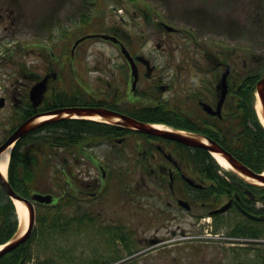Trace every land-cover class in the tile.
I'll return each mask as SVG.
<instances>
[{
	"label": "flooded vegetation",
	"instance_id": "obj_1",
	"mask_svg": "<svg viewBox=\"0 0 264 264\" xmlns=\"http://www.w3.org/2000/svg\"><path fill=\"white\" fill-rule=\"evenodd\" d=\"M68 18L65 23L55 24L44 20L43 43L35 42V47L31 49L28 48L30 44L24 43L11 50L10 61L22 53L36 52L44 70L43 74L27 75V63L23 65L19 61L16 73L8 76L10 83L4 85L7 89H3L0 95V145L21 124L20 120L60 108L48 106L44 107V111L34 113L29 92L35 84L49 76L46 93L49 100L58 87L81 86L82 71L78 65L81 60L80 45L74 51V43L70 49L68 43L65 46V40L75 37L72 36L78 30L79 15ZM143 18L152 27V32L148 34L132 31L135 30L132 26L135 18L132 24L124 20L122 28L103 32L119 41L101 39L117 48L120 63L112 69L110 65L107 68L93 66L91 71L98 72L97 82L104 84V88L96 90L82 85L79 92L65 94L71 98L72 105L68 106L107 109L143 123H150L147 121L150 119L161 120L163 126L173 131L205 136L222 145L223 135L233 133L225 127L230 124L234 130L239 127V98L233 92V88L239 85L235 63L231 59L234 53L222 50L215 56L205 52V63L193 65L192 58L187 57L191 55L190 48H177L179 54H185L184 62L177 63L175 49L168 47L166 51L163 42L167 34H182L183 31L178 28L170 30L166 22L156 21L154 15L150 16L151 20L147 14ZM152 37L161 42L152 49H146L148 41L145 38ZM49 45L56 48L62 46V50L56 53L48 49ZM123 46L128 53L122 51ZM226 73L228 94L222 99L221 82ZM192 76L201 84L191 86ZM123 123L96 122L95 125L91 122L89 132H84L82 138L68 137L61 144H55L58 150L67 152L69 156L77 149L86 150V146L89 151L104 149L101 155L88 156L93 171L89 177L83 178L80 174L75 182H71L66 174L68 171L63 169L62 172L73 189L76 214L89 216L88 227L93 229L94 238L101 231H110L104 223L102 211L96 212L91 207L94 203L106 202L108 195H115L117 199L120 196L125 200L123 204H127L126 199L136 201L140 207L143 200L140 196L150 192L148 198H154L157 203L155 219L163 227L187 216L200 223L208 217L207 222L212 223L213 229L246 225L250 218L243 210L262 218L252 219L249 226L253 231L258 226L257 222L264 221V186L252 183L250 187L230 171L222 172L205 149L145 134ZM210 167L217 175L210 174ZM59 198L56 197L53 203H57ZM226 205H229L226 212H217ZM119 224L116 223V226L122 227L123 231L129 230L127 224Z\"/></svg>",
	"mask_w": 264,
	"mask_h": 264
},
{
	"label": "rangeland",
	"instance_id": "obj_2",
	"mask_svg": "<svg viewBox=\"0 0 264 264\" xmlns=\"http://www.w3.org/2000/svg\"><path fill=\"white\" fill-rule=\"evenodd\" d=\"M76 1L79 2L73 3ZM146 14L154 15L156 21L166 22L183 31L182 34H167L163 42L166 51L168 47L175 49L177 63H183L185 55L179 54L177 48H190L191 55L187 57L192 58L193 65L205 63V52L218 56L225 50L234 53L231 59L235 63L234 70L239 79L244 75L255 72L262 74L264 71V0H0V95L3 89H7L4 85L10 83L8 76L12 77L13 73H16L19 61L23 65L27 63V75L43 74L42 61L38 59L36 52L22 53L13 61H2V57H5L3 53L6 49L9 53L10 48L14 49L19 45L21 47L24 43L30 44V48L33 42H44V20L50 24L65 23L69 20L68 17L77 18L79 15V27L72 36L77 35L73 39L74 42L86 33L100 34L107 29L122 28L124 20L132 24L134 18L136 21L132 26L135 30L132 31L135 34L139 31L148 34L149 31L152 32V27L143 18ZM154 38H145L148 41L146 49H152L161 42ZM70 41H66L65 46ZM52 47L54 46L49 45L48 49L56 53L62 50V46ZM80 48L81 60L78 65L82 71L81 86L58 87L57 91L72 95L79 92L82 85L96 90L104 88V84L97 82L98 72L91 69L95 65L106 68L110 65L112 69L120 63L117 48L112 43L91 39L84 42ZM191 79V86L201 84L193 76ZM102 150L104 149L97 148L89 151L86 146V150L77 149L70 156L62 150L56 151V154L49 158L48 164L43 161V170L39 174L37 186L51 187L50 189L55 187L57 191H51L49 194L58 197L63 192L59 184L64 182L65 175L54 177L51 167H59L62 172L63 169L67 170L66 174L70 176L71 182H75L80 174L83 178L89 177L93 171L88 156L101 155ZM213 161L222 172L227 173L228 170L221 167L214 158ZM230 173L241 178L235 172ZM149 195L150 192L140 196L143 198L140 207L136 201L128 199L127 204H123L125 200L120 196L117 199L115 195H108L106 202L94 203L91 206L96 212L102 211L107 228L132 240L134 247L131 251L119 244L118 236L113 231H108L103 236L99 232L94 238L93 231L88 227H80L79 230L76 225H71L69 234L57 236L56 242L51 238L49 252H44L45 243L39 241V232L35 231L38 228V217L47 214L49 209L36 206L35 233L30 243L34 256L27 264H35L38 253L45 259L52 257L63 246L69 258H73L74 253L75 262L72 264H89L96 259L102 264H264L263 249L252 245L247 248L238 244L229 245L233 242L226 239L232 228L230 225L222 226L223 229L217 227L218 230L212 232L210 227H207L208 217L200 223L187 216L170 226H161L155 219L157 203L154 198H148ZM72 212L77 213L74 208L68 211L69 215ZM116 223L127 224L129 230L123 231ZM173 229H176V232H173ZM215 234L222 238H214ZM117 243L120 246H117ZM115 245L116 248L108 252V246ZM104 246L108 247L107 253Z\"/></svg>",
	"mask_w": 264,
	"mask_h": 264
},
{
	"label": "trees",
	"instance_id": "obj_3",
	"mask_svg": "<svg viewBox=\"0 0 264 264\" xmlns=\"http://www.w3.org/2000/svg\"><path fill=\"white\" fill-rule=\"evenodd\" d=\"M128 1L132 2L136 0ZM150 16L148 15L149 18ZM262 77H264V71L262 74L255 72L254 74L241 76L239 85L233 88L235 96L239 98V127L234 130L232 124L226 126L225 129L229 127L233 133L223 135L221 142L222 146L232 153L234 157L258 173L264 170V127L261 125L257 116L254 101L255 86L257 81ZM68 105H72L71 98L62 93H55L52 99H48L45 106L43 104L37 111H44V107L48 106L58 108ZM37 111L35 110L34 113ZM230 111L233 112L234 108L231 107ZM147 121L151 123L161 122V120L155 119ZM90 123L89 121H74L70 119H65L60 122L43 123L20 139L13 149L9 166V182L14 190L25 198H29L34 191L44 194L51 191L56 192L57 189L55 187L50 189L51 187L43 188L42 186H37L40 178L39 174L43 170L42 163L45 161L48 164V159L54 154L55 144H61L62 140H67L68 137L77 138L80 136L82 138L84 132H89ZM210 174L217 175L212 167H210ZM59 186L63 193L58 196L60 198L57 203L47 206L46 209H49L47 214L38 217V228L35 231L36 233L39 232V241L45 243L43 251L47 253L49 252V240L52 238L56 242L57 236L63 237L69 234V227L71 225L73 227L76 225L79 230L80 227L87 228L89 226L87 222L90 219L89 216H81L73 212L69 215L68 213L69 210L72 211L74 208L73 189L70 183L62 182ZM249 186L251 187V185ZM19 229L20 220L15 204L0 186V246L9 242L17 234ZM230 234L262 236L264 235V228L258 226L255 231H252L251 228L245 229L240 224ZM117 236V239L122 241L123 246L128 251L133 249L134 246L130 239L122 235ZM32 240L33 236L15 251L0 258V264H19L22 260L26 264L31 261L34 256L32 248L30 247ZM112 248L115 249V246L109 247L108 251L111 252ZM66 251L64 246L63 248L60 247L56 254L46 259L38 253L35 264H72L75 262L74 253H72L73 258H69ZM89 264L102 263L96 259Z\"/></svg>",
	"mask_w": 264,
	"mask_h": 264
},
{
	"label": "water",
	"instance_id": "obj_4",
	"mask_svg": "<svg viewBox=\"0 0 264 264\" xmlns=\"http://www.w3.org/2000/svg\"><path fill=\"white\" fill-rule=\"evenodd\" d=\"M170 30H173L174 28L169 27ZM96 36V35H91V36H85L81 39H79L75 45L74 49L85 39ZM101 36L102 39L104 40H111L113 42H119L116 37L111 36V35H98ZM122 51L125 53H128L126 51V48L123 46ZM135 69V66H134ZM48 78L49 76L45 77L42 81L37 83L33 88L31 89L30 95H31V100L35 106L39 105L43 99H44V94L47 91L48 88ZM221 89H222V99H224L227 95L228 92V84H227V73L224 75L222 82H221ZM259 95H258V94ZM256 95L260 98V102L263 107V112L262 116L264 118V78H262L256 85ZM64 114H68L69 117L72 116H93V115H100L104 119H119L120 121L116 122L118 124H121L122 122L124 126L139 130L151 135H158L165 137L167 139H172L176 140L180 143L192 146V147H199V148H204L209 150L210 152H217L220 153L229 163L230 165L239 173L243 174L244 176H247L249 178H252L258 182H261L264 184V175L259 174L242 164L240 161H238L236 158H234L228 151H226L220 144L213 142L211 140H207V144L202 142V140H198L190 135L187 134H182V133H177L175 131H166V130H160L157 129L154 126L145 124L143 122L137 121L132 118H128L126 116H123L119 113H116L111 110L107 109H102V108H80V107H66V108H60L56 109L52 112L48 113H43V114H38L36 116L31 117L30 119L26 120L24 123H22L14 133L8 138V140L0 146V155L1 153L6 150L9 146L15 145L23 136L31 132L32 130L38 128L42 123H48V122H53L60 120L62 118H66ZM48 115H56V117L42 121L37 123V119L43 116H48ZM204 139V138H203ZM0 185L4 189L7 195H9L12 200L16 203V201H20L29 210V222H28V227L25 231H23L21 228L20 231L15 235V237L9 241V243L4 246L0 250V258L7 255L8 253L13 252L16 250L18 247H20L22 244H24L29 237H31L33 230L36 225V210H35V203H40V204H50L53 201V195L48 194H40L36 193L33 194L30 199H26L22 196H20L14 189L12 188L11 184L8 182V179L4 177L1 172H0ZM228 206L223 207L221 210L218 212H224L227 210ZM253 217V216H251ZM256 218V217H253ZM23 264V261L20 263Z\"/></svg>",
	"mask_w": 264,
	"mask_h": 264
},
{
	"label": "bare ground",
	"instance_id": "obj_5",
	"mask_svg": "<svg viewBox=\"0 0 264 264\" xmlns=\"http://www.w3.org/2000/svg\"><path fill=\"white\" fill-rule=\"evenodd\" d=\"M256 108H257V111H258L259 116L261 118V121L264 123V118L262 116L263 107H262V104H261V102L259 100L257 101ZM65 115H67V114H65ZM51 117H54V116H44V117H41V118L37 119L36 122L44 121V120L49 119ZM76 117L79 118L80 116H74V118H76ZM80 118L87 119V120H93V121H99V122L100 121L101 122H110V120L104 119L100 115L82 116ZM113 121L117 122L119 120L118 119H114ZM155 127L157 129H169L167 126H163V125H156ZM201 140H202V142L207 144V140H205V139H201ZM11 151H12V145L9 146L6 150H4L1 153V155H0V172H1V174L4 177H7V174H8V165H9V162H10ZM212 156L217 161V163L220 166H222L223 168H225L226 170L235 171L233 169V167L230 165V163L220 153L213 152ZM244 177L247 178L249 181H255L252 178H249V177H246V176H244ZM255 182L259 183L257 181H255ZM260 185H261V183H260ZM16 206H17V211H18V214H19L20 222H21V228H23L22 230L25 231L27 229V226H28V218H29L28 209L20 201H16ZM1 248L2 247H0V249Z\"/></svg>",
	"mask_w": 264,
	"mask_h": 264
}]
</instances>
